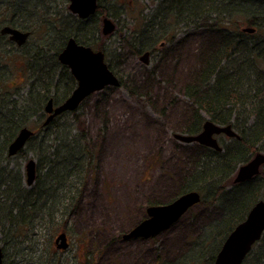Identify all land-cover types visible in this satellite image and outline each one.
Masks as SVG:
<instances>
[{"label":"rangeland","instance_id":"1","mask_svg":"<svg viewBox=\"0 0 264 264\" xmlns=\"http://www.w3.org/2000/svg\"><path fill=\"white\" fill-rule=\"evenodd\" d=\"M103 1L108 12L106 16L117 25L116 30L108 35L102 33L105 14L97 13L87 21L82 20L84 22L75 21L68 8V0H25L18 3L17 7L22 12L18 13L17 19L22 25L23 12L26 13L25 18H34L29 21L34 32L23 48L9 44L5 47L10 48L8 53L14 54L11 56L13 65L8 69L4 91L0 95V111L11 98L21 102L29 98L28 83L32 78L25 67L28 61L25 55L39 50L48 57L50 47L64 37L66 31L79 36L85 34L96 45H102L107 63L113 66L117 75L122 76L124 83L94 92L76 114L58 116L48 130H41L46 115L38 120V115L22 112V117L36 131L37 137L26 147L25 153L6 154L1 158L0 182L10 183L12 188L16 183L18 188H33L34 185L27 184L25 172L30 159L37 163L41 182L45 176L51 177L62 169V164H58L60 154L58 157L54 155L57 136L68 134L72 139L76 132H82L89 144L85 140L77 142L79 150H84V145H87L95 155L88 158L93 161L85 186L80 184V192L79 188L74 189L76 198L66 209L64 218L51 212L48 206L43 208L42 201L35 206L39 207L37 215L33 214L37 216L35 228L16 225L2 231V228L9 227L0 221V244L8 250L9 264H196L188 261L196 247L194 240L200 239L204 228L221 215L222 209L216 212L195 205L173 226L156 236L124 238L148 216V206L174 200L171 198L178 190L179 178L198 158L196 152L200 147L177 139L175 134H186L195 109L192 99L185 95L184 86L193 72L205 63L213 47L214 50L217 48L220 31L213 32L211 18L208 23L188 27L183 24L176 26L175 18L161 20L158 16L157 21H162L165 26L147 30L146 43L155 40L158 51L146 64L134 55L131 43L143 18L147 17L143 22L146 24L153 14H164L165 7H159L161 0ZM11 17V13L4 11L3 15L0 14V22H8ZM239 21L240 30L249 26L244 20ZM64 23H68L69 30L62 28ZM167 28L169 32L165 33ZM172 29H175L174 35ZM230 31L223 29L221 34H237V31ZM170 36L173 43L169 42ZM218 139L221 145L231 141L226 135L218 136ZM50 159L55 160L53 166L47 164ZM67 174L62 173L65 177ZM16 175L18 178L13 181ZM79 175L81 180L84 172ZM14 196L9 192L4 204L9 206ZM260 199H264V191ZM59 219L63 228H68L66 231L63 228L55 231L50 227V223ZM223 228H216L215 233L219 234ZM63 230L68 235L70 246L57 253L54 241ZM218 240L210 243V254L220 248Z\"/></svg>","mask_w":264,"mask_h":264},{"label":"trees","instance_id":"2","mask_svg":"<svg viewBox=\"0 0 264 264\" xmlns=\"http://www.w3.org/2000/svg\"><path fill=\"white\" fill-rule=\"evenodd\" d=\"M103 2V0H99L98 13L106 15L108 12L107 9H104ZM162 5L165 7L164 14H153L151 20L146 24L143 22L147 17L143 18L139 30L136 31L137 35L131 43V48L137 58L145 51L149 50L152 55L158 51L155 47V40L150 41V44L146 43L147 30L162 29L165 26L162 21H157L158 16L161 20L175 18L176 26L183 24L188 27L191 24L208 23V19L211 18L213 32L220 31L217 48L214 50L213 47L205 63H202L201 67L193 72V76L184 86L185 95L195 104L193 118L188 124L186 133L198 134L202 131L204 121L211 119L221 125L231 124L239 134V138H230L229 144H222V151L194 142V145L200 147V151L196 152L198 158L191 169H188L189 171L187 170L188 172L179 178L178 190L171 198L173 200L182 193L197 190L203 196L197 207L211 208L216 212L222 209L221 215L204 228L206 231L205 233L202 231V237L194 240L196 247L192 249V252L199 253L201 256L193 255L188 258L189 262L193 261L196 264H213L226 237L237 224L245 219L251 207L261 198L264 191V167L260 174L253 179L242 183L234 182L238 168L247 163L257 152H264V0H161L159 7ZM72 16L76 19L75 21H82L77 16ZM14 17L15 19H10L11 21L0 22V27L9 24L22 28L23 25L20 24L17 16L12 15V18ZM241 19L249 26L255 27L256 32L247 34L240 30L239 20ZM62 28L69 30L68 23L66 26L64 23ZM29 29L33 34L34 28L31 26ZM175 29H172V32ZM223 29L227 32L237 31V34H221ZM164 32H169V28ZM71 36H74L79 43L104 50L102 45H96L85 34L79 36L66 31L64 37H60V40L58 39L56 44L50 47L48 57L44 51L39 50L32 55H25L28 60L25 62V67L32 78L28 83L30 86L29 98L22 101L19 112L15 113L16 121L3 124L2 119L4 118L1 116L2 110L0 111V129L4 135V138L0 137V160L7 154L8 146L15 139L19 130L23 126H29L28 121L22 117V112L38 115L41 120L45 117V105L51 97L55 102L61 103L77 86V81L70 69L59 61V54ZM0 37L4 41L8 40L1 34ZM169 42L173 43L171 36ZM8 44L9 46L13 45L7 42ZM8 52L5 51V48L0 52V95L4 91L3 85H5L6 76L9 74L8 69L13 65L11 56L14 53ZM109 67L115 72L111 64ZM119 78L122 86L124 83L122 76L120 75ZM60 87L62 88L60 89ZM77 111L67 113L76 114ZM56 120L57 118L47 126L43 122L41 130H48ZM80 126L82 128L83 122ZM81 128H79L80 131H82ZM73 136L72 139L68 134L56 137L57 145L54 155L58 157L60 154L58 164H62L60 166L62 169L53 174V177L57 178L55 194L52 197L44 198L46 205L49 204L47 208H50L51 212L61 215L60 218L65 217L64 212L76 198L74 189L79 188L80 192V184L82 187L85 186L84 182L93 161L88 158L95 155L93 151L90 152L87 145H84V150H79V145L76 143L85 140V135L82 132H76ZM36 137L35 133L28 141L27 146ZM86 143L89 144L87 141ZM25 149L21 150L19 154L25 153ZM54 161V159H50L49 164L53 166ZM83 172V178L80 180L79 174ZM62 173L68 174L65 177ZM17 178L16 175L13 181H16ZM41 183L39 175L33 188L28 190L22 187L18 188L17 185L16 187L12 185L13 189L10 187V183L0 182V221L2 225L6 223L9 227V229L2 228V231L10 230L21 224V220H33L34 217H37L39 207L35 206L43 199L40 195ZM75 184L77 185L75 186ZM9 192L16 196L11 199V204L8 206L4 202L7 200ZM43 208L46 209L44 206ZM43 211L44 209L41 213ZM35 213L36 215H33ZM51 224L55 231L63 227L60 219ZM222 227H224L222 232L216 234V228ZM18 237L20 238V235ZM217 239L221 242L220 248L216 253L210 254V243ZM3 249V264H9L8 250L4 246ZM243 264H264V234L253 246Z\"/></svg>","mask_w":264,"mask_h":264},{"label":"water","instance_id":"3","mask_svg":"<svg viewBox=\"0 0 264 264\" xmlns=\"http://www.w3.org/2000/svg\"><path fill=\"white\" fill-rule=\"evenodd\" d=\"M69 8L80 18L87 19L94 15L98 9V0H70ZM116 24L110 17L103 18V34H111ZM243 31L254 33L255 27L247 26ZM2 34H9L10 39L18 45L27 42L31 32L5 25L1 29ZM150 52L146 51L141 60L148 64ZM61 63L67 65L75 79L77 86L65 101L55 104L50 98L46 104V112L49 113L45 125L64 112L76 110L80 104L92 93L100 91L107 86H120L119 77L110 69L105 59V52L94 50L91 46L79 43L75 37H70L66 46L59 54ZM226 134L229 137H239L232 125H220L207 119L203 129L196 135L176 133L175 137L181 141L191 143L198 142L202 145L222 150L216 135ZM34 131L25 126L20 129L15 139L8 147V155L14 156L25 148ZM264 165V152H257L247 163L239 167L234 181L245 182L259 175ZM27 183L32 185L37 177V163L30 159L25 167ZM202 195L197 190L187 191L175 200L166 204L150 205L147 208V217L124 235L125 239L149 238L158 235L174 225L191 207L200 203ZM264 233V199L259 200L249 211L247 217L240 222L227 236L220 251L216 255L214 264H243L254 244ZM59 248L66 249L69 246L66 232H62L56 238ZM3 248L0 245V264L3 263Z\"/></svg>","mask_w":264,"mask_h":264},{"label":"bare ground","instance_id":"4","mask_svg":"<svg viewBox=\"0 0 264 264\" xmlns=\"http://www.w3.org/2000/svg\"><path fill=\"white\" fill-rule=\"evenodd\" d=\"M23 1H25V0H0V12H2L1 15L4 14V11L6 13H8V14L11 13V15H15V16L19 15L18 13L22 12V11H20V9L17 6H18L19 2H23ZM31 1L35 2L37 0H31ZM2 10H4V11H2ZM25 16H26V13L23 12V15L21 14V19H20L22 21V23H23L22 24L23 27L20 28V30L29 31L30 30L29 28L31 27V24H29V21L33 20L34 18H32V17H30V18L26 17L25 18ZM5 18H7V17H5ZM11 19H15V17L14 18L11 17ZM34 21H36V20H34ZM37 22H39V21H37ZM65 25H66V23H65ZM12 27L18 28V26H12ZM5 41L11 43L9 40H5ZM5 41L3 39H1V37H0V52H2V50L5 48V47L2 48L1 46H7V43ZM13 47H16V46H13ZM9 50H10V48L5 49L6 52H8ZM21 104H22V102L20 100H16V99H13V98L8 100L7 104L4 106V110H2V118H4V119H2L3 124L5 122L16 121L15 119H16L17 116L15 115V113L19 112ZM37 119L39 120L40 116H38ZM3 136H4L3 132L0 129V137H3ZM49 161L50 160L47 161V164H49ZM43 179H42L41 190H40L41 191L40 195H41V197H43V199L40 201V203L43 201L44 207H46L48 205H46V202H45L44 198L46 199V197H52V195L55 194V186H56L57 178L53 177V175H52L51 177L50 176H45ZM66 212H67V210L64 212V214H63L64 216L67 215ZM35 218L36 217H34L33 220H31V219H25L23 221L21 220L20 221L21 224H19V225L20 226H28L29 228H35V226H36L35 223H34V219ZM50 227L54 228L53 224H51ZM197 254H199V253H193V255L195 257H198Z\"/></svg>","mask_w":264,"mask_h":264},{"label":"flooded vegetation","instance_id":"5","mask_svg":"<svg viewBox=\"0 0 264 264\" xmlns=\"http://www.w3.org/2000/svg\"><path fill=\"white\" fill-rule=\"evenodd\" d=\"M68 1H70V0H68ZM19 28V27H18ZM0 34L1 35H3V36H5V37H7L8 38V40L14 45V46H16L17 48H21V47H23L25 44H23V45H21V46H19L15 41H13V40H11L10 39V35L9 34H2L1 33V29H0ZM31 35H32V32H31ZM61 228H63V227H61ZM64 230H67L68 228H63ZM68 242H69V246H70V241H69V238H68ZM54 243H55V245H56V247H54V250H55V252H61V251H65L66 249H62V248H59V243L55 240L54 241ZM2 248H3V245H2ZM69 248V247H68ZM67 248V249H68ZM3 252H4V249H3ZM3 263H4V256H3ZM2 263V264H3Z\"/></svg>","mask_w":264,"mask_h":264}]
</instances>
